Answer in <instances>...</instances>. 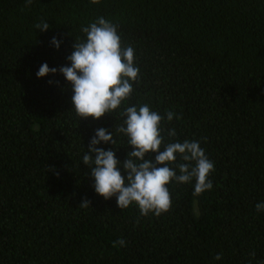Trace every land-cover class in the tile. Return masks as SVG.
<instances>
[{"label": "trees", "instance_id": "obj_1", "mask_svg": "<svg viewBox=\"0 0 264 264\" xmlns=\"http://www.w3.org/2000/svg\"><path fill=\"white\" fill-rule=\"evenodd\" d=\"M98 17L134 48L139 83L112 114L79 121L63 75L36 73L44 63L70 66L73 43L86 39L81 27ZM41 21L50 28L36 29ZM143 104L175 114L161 122L165 143L199 141L214 162L212 189L194 196V182L169 183L172 206L159 217L98 196L82 163L101 127L116 143L98 147H114L122 163L132 149L115 129L125 107ZM83 199L90 207L79 208ZM257 203L264 0H0V264H264ZM117 239L125 246L113 247Z\"/></svg>", "mask_w": 264, "mask_h": 264}, {"label": "clouds", "instance_id": "obj_2", "mask_svg": "<svg viewBox=\"0 0 264 264\" xmlns=\"http://www.w3.org/2000/svg\"><path fill=\"white\" fill-rule=\"evenodd\" d=\"M31 3L32 0H26V5ZM90 3L99 4L100 0H90ZM34 27L45 31L50 25L41 21ZM81 31L86 39L73 43L72 52L66 58L70 66L57 69L44 63L36 76L41 78L59 71L71 88V110L79 121L89 117L99 120L119 109L122 102L131 97L133 84L139 83L140 69L135 64L134 48L131 45L122 47L117 26L109 20L98 17L86 27L82 26ZM50 43L59 49L61 41L53 37ZM121 116L122 123L115 132L126 137L127 146L132 149L126 159L122 163L118 161L114 147L108 150L98 147L101 144L114 146L116 143L113 129L109 131L103 127L95 130L82 157V163L90 170L98 196L104 200L115 197L121 210L135 205L140 217L150 214L159 217L172 206L167 187L169 183L194 182V196L212 189V181L208 177L214 171V162L207 157L199 141L185 139L183 142L165 143L161 122L165 119L172 121L173 112L168 111L162 116L151 110L148 104H143L125 107ZM175 118L180 119L179 116ZM167 136L175 137V128L168 129ZM152 154H155L154 158ZM178 155L181 162L176 163ZM173 163L175 168L170 167ZM121 169L126 175L121 174ZM88 207L90 201L83 199L79 208ZM255 208L257 212L264 211V203H257ZM125 244V240L117 239L113 247ZM213 259L220 260L222 256L217 253Z\"/></svg>", "mask_w": 264, "mask_h": 264}]
</instances>
